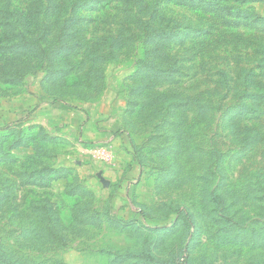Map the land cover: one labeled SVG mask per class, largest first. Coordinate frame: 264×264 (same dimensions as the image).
Returning a JSON list of instances; mask_svg holds the SVG:
<instances>
[{
	"label": "rangeland",
	"instance_id": "obj_1",
	"mask_svg": "<svg viewBox=\"0 0 264 264\" xmlns=\"http://www.w3.org/2000/svg\"><path fill=\"white\" fill-rule=\"evenodd\" d=\"M35 1L0 0V264H264V0Z\"/></svg>",
	"mask_w": 264,
	"mask_h": 264
},
{
	"label": "trees",
	"instance_id": "obj_2",
	"mask_svg": "<svg viewBox=\"0 0 264 264\" xmlns=\"http://www.w3.org/2000/svg\"><path fill=\"white\" fill-rule=\"evenodd\" d=\"M116 1L122 2V3H128V4L132 5L136 10L135 18H137V19H139L137 17V13L139 14L140 11H142V5L144 4V6H147L146 9L149 12V14L147 15L148 16L147 17V20H148L147 23H152V21H154L155 18L158 16V11L160 10V4H159L160 1H158V0L154 1V2H150V3L147 0H116ZM166 1H171L174 5L179 4L178 0H166ZM205 1L206 0H200V2L202 4H206L207 6L206 7H204V6L199 7L198 10L196 11L198 20L202 16V14H205V17L206 16L208 17L207 13H211V16L213 18L223 21L220 25L227 26V29L228 28L237 29L238 27L242 26L241 23L240 22H233L231 20L233 18L234 19H240V18L248 17L247 13H245L243 11H239L237 8L235 9L234 7H226L225 4L220 6L219 9L213 8L214 6H219L223 0H216V1L215 0H209L206 2ZM78 2H79L78 0H36L34 4H36V6H39L38 9L36 7V9H37L36 10V17L40 15V13H41L40 10L45 4L50 3L51 8L55 9L58 6V3H65L68 8L73 6V4L75 5L74 7H76V5H78V6L82 5L81 3H78ZM71 9H73V8H71ZM211 9H213V10H211ZM219 12H221V14ZM228 17H230V18H228ZM158 19L161 22L167 18L163 15H160V11H159V18ZM21 21L23 22L22 24L25 25V23H26L25 19L23 18ZM171 21H172V19H171ZM173 22H175V23H173L172 26H170V28L168 30H161L162 29L161 27H158V29H160V30H156L157 28L154 27V28L149 29V31H147L145 33V37L148 41H151V39H152L153 41L157 42L155 47H154V50H156V52L159 51L158 48L160 47V40H158V39L160 38V36H169V35L170 36H174V35L178 36L180 34V31H181L180 28L183 27L182 23L180 21H176V20ZM42 26H45V25H42ZM215 26H217V25H215L213 23H209V25H207L206 30H202V28H197L195 26L192 28L191 33H197V34H201L203 36L205 35L208 37L209 35L210 36L213 35L214 30H216ZM44 33L46 35V31H44ZM214 34H215V32H214ZM225 34L226 33H220L219 35L221 37H224ZM165 40H167V39H165ZM205 47L200 46L198 48V50L195 52V55L197 57H200L201 54L204 53L203 50L206 49ZM246 92H247L246 90H243L242 95L245 96ZM215 94H217V93H215ZM196 104L198 106L197 108H199L198 110L200 111V113L202 115L206 114L207 110L211 109L210 105H208V104H206L200 100L196 101ZM234 108L239 110L242 114L252 112V111H250L251 110L250 107H248L247 105L242 104V103H240V105H237V107H234ZM249 140H253V138L252 139L249 138Z\"/></svg>",
	"mask_w": 264,
	"mask_h": 264
}]
</instances>
